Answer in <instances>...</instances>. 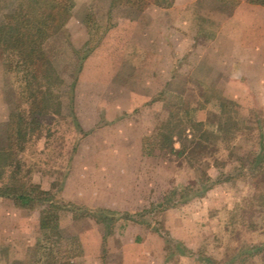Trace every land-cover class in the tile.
<instances>
[{"label":"rangeland","instance_id":"1","mask_svg":"<svg viewBox=\"0 0 264 264\" xmlns=\"http://www.w3.org/2000/svg\"><path fill=\"white\" fill-rule=\"evenodd\" d=\"M143 5L73 0L42 45L41 129L14 145L24 70L0 47V188L37 190L0 197V264H264V7Z\"/></svg>","mask_w":264,"mask_h":264},{"label":"trees","instance_id":"2","mask_svg":"<svg viewBox=\"0 0 264 264\" xmlns=\"http://www.w3.org/2000/svg\"><path fill=\"white\" fill-rule=\"evenodd\" d=\"M17 8L10 12L5 20L0 23V47L8 53L19 58L15 61L16 67L24 70L23 78L25 81L24 95L26 97L27 108L19 107L12 111L9 122L8 140L17 139L20 142L27 140L34 135L36 129H41V118L44 116L48 93L38 85V74L44 78H50L48 71L52 70L50 62L43 50V43L46 39L53 36L66 22L73 8V0H17ZM125 4L134 5L144 3L142 9L152 4L159 7H171L174 0H122ZM251 4H257L264 7V0H246ZM13 62V61H12ZM11 67V65H10ZM42 79L47 82V79ZM49 87L48 85H46ZM47 91V89H46ZM48 92V91H47ZM50 99V98H49ZM16 126V128H15ZM16 130V131H15ZM16 134V135H15ZM13 147V146H12ZM11 148V146H10ZM21 148V144H20ZM7 153V154H6ZM262 153L256 157L251 166V171L255 168H262ZM6 154V155H5ZM12 153L9 150L0 152V159L5 160V166L12 165ZM16 173H19L20 166L17 162ZM259 169V171H260ZM207 184L202 187V192L212 187L215 181L206 177ZM261 186H259L260 188ZM35 189V188H34ZM190 190V187L187 188ZM186 189V190H187ZM36 190V189H35ZM35 190L29 188L7 187L0 188V197L7 196L14 198L22 207H34L36 198ZM37 191V190H36ZM38 200L42 205H48V192L38 191ZM56 207V205H53ZM48 205L47 210L53 207ZM45 210L40 216V227L47 228L51 217ZM48 213V214H47Z\"/></svg>","mask_w":264,"mask_h":264}]
</instances>
